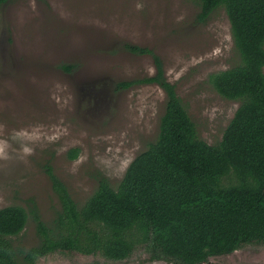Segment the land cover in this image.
I'll list each match as a JSON object with an SVG mask.
<instances>
[{
    "label": "rangeland",
    "instance_id": "374dc122",
    "mask_svg": "<svg viewBox=\"0 0 264 264\" xmlns=\"http://www.w3.org/2000/svg\"><path fill=\"white\" fill-rule=\"evenodd\" d=\"M194 0H10L0 6V207L32 197L44 219L57 207L45 165L79 203L97 176L113 186L158 131L165 92L155 82L116 83L152 75L162 62L196 124L216 142L238 101L220 95L209 73L237 59L222 7L204 21ZM63 63H73L71 70ZM78 147L75 158L67 151ZM36 242L28 220L19 235ZM142 246L120 260L82 252H52L35 264H173L149 260ZM203 264H264V244H246Z\"/></svg>",
    "mask_w": 264,
    "mask_h": 264
},
{
    "label": "trees",
    "instance_id": "16d2710c",
    "mask_svg": "<svg viewBox=\"0 0 264 264\" xmlns=\"http://www.w3.org/2000/svg\"><path fill=\"white\" fill-rule=\"evenodd\" d=\"M194 1L200 22L224 9L238 56L208 75L220 95L238 101L221 137L208 143L198 135L157 54L124 43L131 52L153 55L154 74L116 86L155 82L163 88L157 134L130 160L116 186L99 174L81 203L47 163L57 207L49 219L32 197L26 205L0 207V264H35L55 251L120 260L138 246L151 261L203 264L246 244H264V0ZM60 66L71 70L74 64ZM78 150L71 147L67 154L75 158ZM29 219L36 242L27 245L19 235Z\"/></svg>",
    "mask_w": 264,
    "mask_h": 264
}]
</instances>
